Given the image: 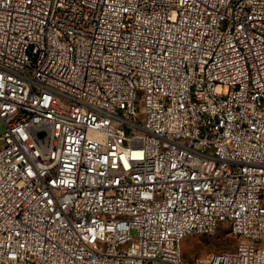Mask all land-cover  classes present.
<instances>
[{
	"label": "built area",
	"instance_id": "built-area-1",
	"mask_svg": "<svg viewBox=\"0 0 264 264\" xmlns=\"http://www.w3.org/2000/svg\"><path fill=\"white\" fill-rule=\"evenodd\" d=\"M0 126V264H264V0H0Z\"/></svg>",
	"mask_w": 264,
	"mask_h": 264
},
{
	"label": "rangeland",
	"instance_id": "rangeland-1",
	"mask_svg": "<svg viewBox=\"0 0 264 264\" xmlns=\"http://www.w3.org/2000/svg\"><path fill=\"white\" fill-rule=\"evenodd\" d=\"M5 132L0 126V136ZM239 241L233 237L229 228H220L216 234L189 236L182 242V250L185 262L196 259L207 260L211 255L235 249Z\"/></svg>",
	"mask_w": 264,
	"mask_h": 264
}]
</instances>
